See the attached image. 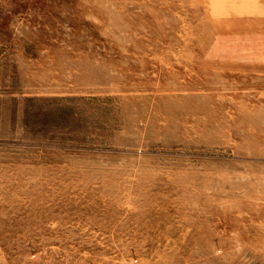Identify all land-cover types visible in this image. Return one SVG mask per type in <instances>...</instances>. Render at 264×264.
Here are the masks:
<instances>
[{
  "label": "rangeland",
  "instance_id": "obj_1",
  "mask_svg": "<svg viewBox=\"0 0 264 264\" xmlns=\"http://www.w3.org/2000/svg\"><path fill=\"white\" fill-rule=\"evenodd\" d=\"M0 264H264V0H0Z\"/></svg>",
  "mask_w": 264,
  "mask_h": 264
}]
</instances>
